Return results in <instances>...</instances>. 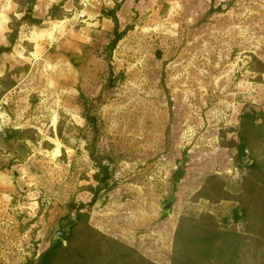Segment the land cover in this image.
<instances>
[{"label":"rangeland","instance_id":"rangeland-1","mask_svg":"<svg viewBox=\"0 0 264 264\" xmlns=\"http://www.w3.org/2000/svg\"><path fill=\"white\" fill-rule=\"evenodd\" d=\"M79 2L37 0L31 23L23 2L0 0V45L19 29L0 56V264L70 235L81 203L75 235H110L160 264H190L194 246L193 264H227L206 240L210 214L247 229L234 211L264 141L243 160L236 144L242 112L264 114V0H109L84 19ZM114 8L126 33L111 51ZM98 160L113 184L88 206ZM262 239L249 235L237 264H262Z\"/></svg>","mask_w":264,"mask_h":264},{"label":"trees","instance_id":"trees-1","mask_svg":"<svg viewBox=\"0 0 264 264\" xmlns=\"http://www.w3.org/2000/svg\"><path fill=\"white\" fill-rule=\"evenodd\" d=\"M20 1L26 6L22 18L29 20L31 23L41 22L40 19L33 15V9L37 0H19V2ZM118 7L119 5H117V8ZM117 8L111 9L108 13V16L114 21V37L110 42L111 51L116 47L119 40L126 33L125 29H120L118 16L116 14ZM217 8L220 10L221 7ZM50 14H54V7L51 8ZM18 34L19 29L17 27L13 28V30L8 33L9 43L7 45H0V56L3 53L10 52L12 50L18 38ZM81 97L83 98L85 118L97 132L98 119L95 114L90 112V106L85 94L81 93ZM240 118L241 125L238 132L239 142L236 144V147L238 157L243 160L247 154V150L254 151L255 147L261 145L260 142L264 141V114H259L254 110L245 109L240 115ZM260 118L262 121H260ZM95 160L97 159L95 158ZM97 166L98 172L95 173V178L97 179L98 184L93 188V198L88 206L94 204L101 192L112 188L113 184L110 181L112 177L110 166L102 160L97 161ZM248 166L252 170L251 172L257 170L259 174L252 177L253 179H250L251 181H247L248 183L245 187V191L244 193L242 192V194L247 193V202L244 203L243 199L240 198V207H237L234 211L235 220H245L247 229L245 228L244 232L228 228L221 229L215 223V217L210 214L211 220L209 221V236L206 240L205 251H207L208 245H212V249L215 248L216 245H218V247L221 246V249L222 247L223 249L225 248L226 254L230 255L227 264H237V256L239 255L242 247L247 245L246 242L249 235L259 236L260 239H262L261 237H264V171H262L264 170V157L260 159L253 154L252 162L248 164ZM183 172L184 170L182 168L178 169L175 177L180 179ZM216 192L218 193V196L221 192H223V189L220 187L216 190ZM211 197L212 196L209 195V198ZM84 206H86L85 203L78 205L77 219L70 220V222L75 223V225L71 228L70 235H65L64 237V239L67 240V243H64V239L58 237L49 245L47 249L39 254L36 260L30 259L28 264H160L149 259L136 248H133L132 246L127 245L123 241H120L110 235H75V227L78 226L79 220H81L86 214L81 211V208ZM250 219L251 221H249ZM257 227H259V229H256ZM91 228L94 232L99 233L96 228ZM179 229L180 227L175 235L176 249H178V242L181 237ZM189 243H195V238H193V236L191 238L189 237L187 244ZM199 251L200 248H197L196 246H194L193 249L184 250V255L186 254L185 256H187V258L185 257V262L193 264L194 261L199 258L197 255L200 254ZM262 264H264V260Z\"/></svg>","mask_w":264,"mask_h":264},{"label":"built area","instance_id":"built-area-1","mask_svg":"<svg viewBox=\"0 0 264 264\" xmlns=\"http://www.w3.org/2000/svg\"><path fill=\"white\" fill-rule=\"evenodd\" d=\"M106 1L109 0H80L79 2V9L77 12V18L78 19H84L87 18L89 16V10L96 6L99 5L101 3H105ZM112 1V0H110Z\"/></svg>","mask_w":264,"mask_h":264},{"label":"crops","instance_id":"crops-1","mask_svg":"<svg viewBox=\"0 0 264 264\" xmlns=\"http://www.w3.org/2000/svg\"><path fill=\"white\" fill-rule=\"evenodd\" d=\"M0 180H1V181H5V182H7V179H6V177H5V174L0 175Z\"/></svg>","mask_w":264,"mask_h":264},{"label":"water","instance_id":"water-1","mask_svg":"<svg viewBox=\"0 0 264 264\" xmlns=\"http://www.w3.org/2000/svg\"><path fill=\"white\" fill-rule=\"evenodd\" d=\"M59 234L61 235V237L64 236V235H63V231H60ZM69 234H70V231H69ZM64 237H65V236H64ZM64 237H63V238H64Z\"/></svg>","mask_w":264,"mask_h":264}]
</instances>
